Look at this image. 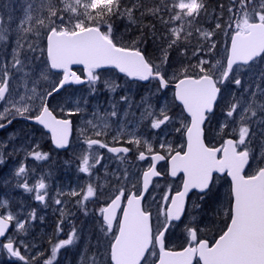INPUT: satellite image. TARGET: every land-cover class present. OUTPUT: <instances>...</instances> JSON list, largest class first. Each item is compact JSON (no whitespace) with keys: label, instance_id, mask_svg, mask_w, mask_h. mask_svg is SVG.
<instances>
[{"label":"snow or ice","instance_id":"1","mask_svg":"<svg viewBox=\"0 0 264 264\" xmlns=\"http://www.w3.org/2000/svg\"><path fill=\"white\" fill-rule=\"evenodd\" d=\"M169 19L164 20L160 15L162 8L160 4L151 7L146 6L143 0H129L124 4L123 0H30L25 10V17L16 28V47L12 49L11 62L0 65V120L12 123L15 116L34 120L51 133L53 143L58 148H64L69 143L72 132V122L66 118H57L53 110L48 106V98L58 93L65 84L69 82L82 83L81 77L72 71V65H83L87 73V79L94 85L99 79L96 69L104 66H113L126 76L138 80L147 81L150 78L157 81L158 91L167 89L173 79L175 83L174 97L183 105L187 116L183 118L181 127L177 132H183L186 136V150L175 151L171 145H167L168 155L155 153L154 161L170 159L171 176L183 173L182 190L177 191L174 196L163 197L170 205L164 210V222H157L155 232L151 223V213L141 206L142 192L127 195V205L122 209L123 218L118 223V234L109 243L107 255L110 256V264H149V257H157L152 264H192L193 258L198 257L202 264H264V140L260 141V151L257 154L252 147L256 139L257 131L252 128L253 124L259 126V135L264 137V102L258 99L264 97V88L257 85V91L249 93L247 88L239 97L232 94L228 99L221 95V87L226 81L241 87V79L235 74L240 67L250 65L257 57L264 60V0H229L227 7L228 19L222 20L225 6L220 5V17H217L216 29L230 34L231 46L227 50L226 66L220 60L210 63L208 60L199 58L194 67L197 71L193 75L188 74V69L181 70L179 77L174 72L171 77L167 76L161 64L167 63L168 49L178 46L181 42H187L193 34V25L201 15H207V0H160ZM130 5V6H129ZM140 11L143 17L146 13L158 17L161 23L169 26L179 22L175 27H168L167 47L161 48V63H154L138 47H126L116 42L112 32L111 18L114 16H126L129 21L136 23L134 13ZM9 21L12 17L9 16ZM27 25V26H25ZM102 28L105 29L102 31ZM10 31L0 17V42L7 40ZM205 38L214 35L213 32H204L199 28ZM33 33L37 37L46 39L45 67L40 69L39 75L24 71L28 60L27 55L21 59V39L27 40L28 34ZM137 41H133V45ZM215 48L212 43L209 51ZM28 50L35 52L34 44L28 43ZM197 48L193 55L202 51ZM208 65V67H205ZM234 65L237 66L234 69ZM15 70V71H13ZM53 70L62 72V79L49 91H40L39 82L47 80L49 73ZM16 73H22L23 92L20 85L14 83ZM230 74H232L230 76ZM264 79V73L261 74ZM31 84V87H29ZM106 87L115 91V87L106 82ZM247 94V96L245 95ZM127 102L128 97H121ZM220 100H224L225 107L221 115L223 122L220 125L222 135H238V139L228 138L220 147H209L204 142V124L208 114L214 112V108ZM38 102V103H37ZM147 103V102H144ZM115 107V105L113 106ZM80 109L77 108L76 111ZM63 111V109H61ZM35 112V115H31ZM74 113H68L72 115ZM111 116H116L113 110ZM142 119L150 121L152 129H161L162 126L171 124L174 118L169 115L168 107L161 106L158 110L147 103ZM93 128L99 125L93 124ZM232 125L231 133H224V129ZM6 124L0 123V128ZM105 121L103 128H107ZM103 129L95 132L96 136L102 135ZM88 149L93 145L101 148L108 147L97 139L86 140ZM127 143L134 144L139 148L141 143L149 153H154L152 144L133 135ZM164 149L166 142L160 144ZM145 150L139 151L138 159H146ZM113 153H128L131 149L108 148ZM220 154V155H218ZM35 159L47 158V153L33 151L30 153ZM90 159L100 163V159L86 152L81 157L80 171L88 173L94 164ZM3 163L0 156V164ZM250 174H245V168ZM26 172L21 165L16 175L19 177ZM213 173H226L231 178L229 202L226 210V223L221 229L219 238L209 245L208 240L198 236L199 226L186 225L190 246L183 251L165 250V232L170 222L181 221L185 213V198L191 189H198L207 194L213 183ZM160 173L150 166L143 172V188L146 191L150 177L159 176ZM27 191H36L35 199L43 202L47 195L41 190L46 188L43 180L39 181L34 189L27 182L22 185ZM119 194L111 200L107 207L101 208L103 223L106 225L104 231L110 232L113 222L116 220L117 210L121 207V198L124 190L119 189ZM79 193L73 192L72 195ZM95 191L91 185L83 199L93 197ZM203 199V197H201ZM60 204L61 201H55ZM0 207L6 208L7 201L0 202ZM34 218V214H32ZM15 220L13 225L11 222ZM14 227L16 232L9 233V228ZM26 231L25 222H21L11 212L0 215V247L5 248L12 256L18 257L28 264L26 257L21 254L20 246L29 247L23 240L16 241L14 237L19 232ZM75 230L67 239L60 240L52 247V258H55L58 250L73 243ZM159 248L157 254L155 248ZM33 261L36 257L32 258ZM45 264H52V260H46ZM92 264H96L93 259Z\"/></svg>","mask_w":264,"mask_h":264},{"label":"rangeland","instance_id":"2","mask_svg":"<svg viewBox=\"0 0 264 264\" xmlns=\"http://www.w3.org/2000/svg\"><path fill=\"white\" fill-rule=\"evenodd\" d=\"M148 1L160 4L163 13V4L160 0ZM29 3L30 0H0V17L3 18L4 26L10 29L7 33V40L0 42V65L12 60V49L16 47L18 38L15 30L25 17V10ZM9 16L12 17L11 21L8 19ZM215 17H220V8L215 12ZM163 18L168 20V14L165 13ZM227 19L228 13L224 17V21ZM178 23L175 22L167 27L162 23V37L157 46V56L152 59L154 63H161V48L167 47L168 27H175ZM196 28L215 34L210 38H205L200 32L195 31ZM214 28L216 29L215 25ZM192 31L199 40V48L203 50L194 56L193 52L181 49L180 44L168 49L167 63L161 64V68L166 71L168 77H171L175 71H178L176 74L179 77L184 68L196 72L197 69L192 66L197 65L201 57L210 63L220 60L224 65L225 56L223 59L218 58L216 52L209 51V48L212 43L217 48L216 41L223 40L219 45V54L223 48H225L226 54L230 34L226 35L220 29H208L197 22L193 25ZM20 43L24 45L21 49V59L24 55L28 57V60L25 61L24 71L32 73L35 69V75L38 76L40 69L45 67L43 61L46 60V51L42 54L41 49H46V39L29 33L28 39H21ZM28 43L34 44L37 50L29 51ZM182 43L185 44V42ZM186 55L192 56L188 59ZM74 71L78 75L82 74V68H74ZM262 73H264V60L261 58L248 66L240 67L235 74L241 79L242 86L237 87L234 83L226 81L225 84L219 85L221 95L228 99L232 94L239 97L245 88L249 90V93L257 91V85L264 88ZM96 74L99 79L94 85L87 82L82 86L63 87L58 93H54L52 97L48 98V106L53 110L54 115L72 122L71 138L65 151L55 150L51 145L50 136L41 127L30 124L28 122L30 119L17 115L14 118L9 117L12 119L11 124H8L7 120H0V123L6 124V127L0 128V156L3 159V163L0 164V202L7 201L6 208L0 207V214L11 212L21 222H25L26 231L19 232L14 240H23L29 245L27 249L19 244L16 245L20 247L21 254L26 257L28 264H45V261L49 259L52 260V264H92L93 259L96 264H110V256L107 255V252L110 251V241L117 234L118 222L110 232L106 233L104 231L106 225L101 220V208L119 194V189L124 190V198L131 192H140L142 172L151 166L149 156L155 153L168 155L167 145H171L174 150L171 154L181 150L182 146L185 150L184 134L175 129L181 127V122L186 115L181 106L175 102L173 89L167 88L164 91H158L159 85L156 80L142 84L138 80H129L112 69H100L96 71ZM21 76L22 73H16L14 83H18L20 91L23 92ZM61 77L62 72L53 70L49 73L47 80L39 82V90H51ZM81 78H83L82 75ZM106 82L116 86L115 91L106 87ZM175 82L176 80L173 79L170 84ZM245 95L247 96V94ZM121 97H128L127 102ZM144 102L150 103L157 110L166 105L169 115L174 118L173 122L162 126L161 129H152L150 121L142 119V113L147 107V103ZM114 105L115 107H113ZM224 107V100H220L214 112L208 116L205 122L204 142L209 147H220L223 141L228 138L238 139V135H222L220 133V125L224 119L221 112ZM77 108L80 110L76 111ZM113 110L117 112L116 116L110 115ZM70 112L74 114L68 115ZM35 114V112L31 113V115ZM89 121L99 127L93 128V125L88 123ZM105 121L108 124L107 128H103ZM101 128L103 129L102 135L96 136L95 132ZM231 128L232 125H229L224 129V133L230 134ZM257 133L252 147L258 154L260 141L264 140V137L260 136L259 132ZM133 135L141 141H149L155 152H147L143 143L139 148L134 144L127 143ZM88 139H97L108 147L101 148L97 144L88 149L86 143ZM163 142H166L164 149L160 147ZM112 147H127L131 151L126 154L113 153L108 151V148ZM142 150H145V155L148 156V159L143 161L138 159L139 151ZM33 151L47 153V158L37 160L30 155ZM86 152H90L93 157L100 159L98 164L94 159H90V164H94V167H91L88 173L80 171L81 157ZM21 165L25 169L27 165L30 167L18 177L16 172ZM157 170L160 177L153 181L142 204V207L151 213L154 232L157 222L159 221L161 224L164 222L163 213L169 201L165 202L163 197L165 195L171 197L173 193L177 192L183 179L181 175L176 179L168 177L167 159L157 167ZM245 174H250L248 168H246ZM41 180L46 185V188L41 192L47 193L43 202L35 199V190L30 192L22 186L24 182H27L29 187L34 189V186ZM89 185L93 187L95 195L84 200L83 197ZM73 192L79 194L72 195ZM229 194L230 182L225 175L213 177V183L207 194L192 192L188 197L189 204L187 199L183 220L179 223H170L166 231L165 249L180 251L190 245L192 242L189 240L187 231H182L184 236H180V228L184 229L186 225H195V219L199 218L201 214H203L202 218H206L203 222L206 228L199 227V232L205 230L207 232L203 237L198 232V236L212 244L221 234V229L226 230L224 225L229 223L226 219ZM57 199L61 201L60 204L55 202ZM192 201L197 208H194L193 213L190 214ZM32 214H34V218ZM207 215L211 216L207 217ZM11 223L14 225L15 220ZM73 230H75L73 243L60 248L55 258H52L53 245L60 240L67 239ZM16 231L17 229L12 227L9 233ZM155 251L158 254L156 248ZM33 257H36L35 261H33ZM156 260L157 257L150 256L149 264ZM0 264H25V261L12 256L5 248L0 247ZM195 264H199L198 261Z\"/></svg>","mask_w":264,"mask_h":264},{"label":"trees","instance_id":"3","mask_svg":"<svg viewBox=\"0 0 264 264\" xmlns=\"http://www.w3.org/2000/svg\"><path fill=\"white\" fill-rule=\"evenodd\" d=\"M124 4H129V0H123ZM143 3L151 7L153 5H157V2H149L148 0H143ZM150 3V4H147ZM223 4L225 6L224 15L221 17L222 20H224V17L226 16V9L229 5V0H207V8L208 13L207 15H201V17H198L197 23L201 26L207 27L211 30H219L215 29L214 25H216L217 17H215V12L218 11L220 8V5ZM130 6V5H129ZM166 12L163 11L160 14L163 16ZM134 16L136 17V23H132L128 20L126 16H114L111 18V25H112V32L114 34L115 40L118 44L126 46V47H138L146 57L149 59H153L157 56V46L159 42L161 41L162 33H161V26L162 23L158 17H155L151 14H145L143 17L140 16V11H136L134 13ZM105 30L102 28V31ZM215 34V33H214ZM217 37V36H216ZM227 38V37H226ZM215 39V38H213ZM137 41V44L133 45V41ZM230 40V39H229ZM223 42V40L216 41V45L218 46L212 50H214L217 54L216 57L223 59L225 54V48L221 50L219 45ZM229 43V42H228ZM228 46V45H227ZM181 49H184L189 52H193L199 47V40L197 39L196 35L192 34V36L188 39L185 44L182 42L180 43ZM227 51V47H226ZM192 55H186L188 59ZM225 65V60H224ZM183 68V67H182ZM178 71H175L177 73ZM195 72L194 70L188 69V74L193 75Z\"/></svg>","mask_w":264,"mask_h":264},{"label":"water","instance_id":"4","mask_svg":"<svg viewBox=\"0 0 264 264\" xmlns=\"http://www.w3.org/2000/svg\"><path fill=\"white\" fill-rule=\"evenodd\" d=\"M230 46H231V40H229V45H228V49H230ZM263 55V54H262ZM259 57H257L256 59H258ZM251 63V62H250ZM225 66H226V60H225ZM246 66V65H245ZM73 67H82L83 68V71H84V76H85V78L84 79H81L82 80V83H75V82H69V83H67V84H65L64 86H68V85H77V86H80V85H82V84H85L86 82H88V79H87V73H86V71L84 70V66L83 65H72L71 66V68H73ZM108 67H111V68H113V69H115L119 74H121V75H124V76H126L124 73H121V72H119V70L118 69H116L115 67H113V66H104V67H101L100 69H104V68H108ZM234 67H236L235 65H234ZM96 70H99V69H96ZM95 70V71H96ZM54 71H57V70H54ZM57 72H59V71H57ZM128 79H130V80H138V79H136V78H131V77H128V76H126ZM150 80H152L151 78L149 79V80H147V81H142V80H138V81H140L142 84H147ZM168 89H173V93H175V83L174 84H169V86H168ZM61 90V89H60ZM165 89H163L162 91H164ZM174 100H175V102L178 104V105H180L181 106V108H182V110H183V105L180 103V101H178V100H176L175 99V97H174ZM183 112H184V114L187 116V113L183 110ZM209 114H211V113H209ZM208 114V115H209ZM30 122L32 123V124H34V125H37V126H39V127H41L43 130H44V132H46L49 136H50V141H51V144H52V146L55 148V149H57V150H66L67 149V147H68V145L66 146V147H64V148H58V147H56V145L53 143V141H52V138H51V133L47 130V129H45L42 125H39L38 123H36L34 120H30ZM206 122V121H205ZM72 133V132H71ZM70 137H71V135H70ZM70 137H69V140H70ZM184 137H185V143H186V136L184 135ZM185 150H186V146H185ZM161 155V154H160ZM146 156V155H145ZM153 156V155H152ZM152 156H150V158H151V160H152V163H151V166H154L155 167V170L157 171V167H158V165L159 164H161L162 162H164L165 160H159V161H154L153 159H152ZM147 157V156H146ZM167 164H168V177L169 178H171V179H176L178 176H180V175H182V177H183V173H178L177 174V176H175V177H173V176H171V163H170V159H168L167 160ZM247 168V167H246ZM246 168H245V170H246ZM147 171V170H146ZM145 172V171H144ZM158 172V171H157ZM218 175V176H223V175H225L226 177H227V179L229 180V182H230V186H231V178L229 177V176H227V174L226 173H213V176L214 175ZM160 177V175L159 176H154V177H150V179H149V184H148V188H147V190L145 191L144 190V188H143V173H142V175H141V190H140V192H142L143 193V198H142V200H141V206H142V204H143V201H144V199H145V196H146V194L149 192V190H150V188H151V186H152V182L155 180V179H158ZM182 190V184H181V187H180V190L179 191H181ZM192 192H197V193H202V192H200L198 189H191L190 191H189V193H188V195H187V197L185 198V207H186V203H187V198H188V196L192 193ZM131 194V193H130ZM175 195V193L174 194H172V196H174ZM171 196V197H172ZM111 203V200L106 204V206L105 207H107L109 204ZM127 205V199L125 198V200H123L122 198H121V207H120V209H118L117 210V213H116V220L113 222V226H114V224L116 223V221H118V223H119V221L123 218V211H122V209L125 207ZM170 205V202H169V204H168V206ZM167 206V207H168ZM102 218V221H103V217H101ZM183 218V215H182V217H181V219ZM172 222H174V223H178L179 221H172ZM171 223V222H170ZM230 223V222H229ZM10 229H11V226H10V228H9V231H10ZM166 233V232H165ZM117 234H118V231H117ZM0 241H4L3 240V238H0ZM187 248V247H186ZM156 249H157V251H158V253H159V248L158 247H156ZM185 249V248H184ZM183 249V250H184ZM6 250V249H5ZM166 250V249H165ZM183 250H181V251H183ZM7 251V250H6ZM167 251H169V250H167ZM8 252V251H7ZM175 252H180V251H175ZM9 253V252H8ZM195 260H198L199 261V258L198 257H194L193 258V261H192V264H194V262H195ZM200 262V264H202V262L201 261H199Z\"/></svg>","mask_w":264,"mask_h":264},{"label":"bare ground","instance_id":"5","mask_svg":"<svg viewBox=\"0 0 264 264\" xmlns=\"http://www.w3.org/2000/svg\"><path fill=\"white\" fill-rule=\"evenodd\" d=\"M228 45H229V43H228ZM227 50H228V46H227ZM263 55H264V54H263ZM226 56H227V51H226ZM259 58H260V57H259ZM259 58H258V59H259ZM225 60H226V59H225ZM256 60H257V59H256ZM256 60H255V61H256ZM251 63H253V62H251ZM251 63H250V64H251ZM224 66H225V65H224ZM246 66H248V65H246ZM236 67H237V66H236ZM234 68H235V67H234ZM176 82H177V81H176ZM176 82H175V83H176ZM173 84H174V83H173ZM30 120H31V119H30ZM30 120H29L28 122H29L30 124H32V123L30 122ZM252 128H253L254 131L259 132V126H258V125H256V126L253 125ZM213 132H214V131H213ZM211 136H212V135H211ZM211 136H210V137H211ZM126 163H127V162H126ZM129 163H130V162H129ZM131 164H132V162H131ZM127 165H128V163H127ZM29 167H30V165H27V166H26V170H28ZM131 193H134V192H131ZM199 194H202V193H199ZM146 195H147V194H146ZM145 197H146V196H145ZM188 197H189V196H188ZM189 202H190V199H188V204H189ZM196 202H197V204H198V201H196ZM194 208H197V207H196V205H194V201H192V204H191V207H190V212H189L190 214L193 213ZM194 213H196V212H194ZM206 214H207V213H206ZM202 215H203V214H201L199 218H196V219H195V223H196L195 225H190V226H192V227H196V226L203 227V224H204L203 222L205 221L206 218H202ZM192 216H193V215H192ZM205 216H206V215H205ZM208 216L210 217V215H207V217H208ZM56 217H57V216H56ZM56 219H58V218H56ZM58 220H59V219H58ZM201 223H202V224H201ZM188 226H189V225H188ZM181 230H182V228H180V231H181ZM183 230H186V226L184 227ZM179 235L182 236V233L180 232ZM186 243H187V242H186Z\"/></svg>","mask_w":264,"mask_h":264},{"label":"flooded vegetation","instance_id":"6","mask_svg":"<svg viewBox=\"0 0 264 264\" xmlns=\"http://www.w3.org/2000/svg\"><path fill=\"white\" fill-rule=\"evenodd\" d=\"M258 99L260 100V101H264V97H259V95H258ZM29 121V120H28ZM256 126V125H255ZM148 159V158H147ZM122 199H125L124 198V196L122 197ZM211 216V215H210ZM190 226V225H189ZM202 228H206V226H205V224H203V227ZM182 231H184L183 229L181 230V233H182V236H184V234H183V232ZM207 231L205 230L204 232H199L200 233V235L203 237V235L206 233ZM187 244V243H186Z\"/></svg>","mask_w":264,"mask_h":264}]
</instances>
